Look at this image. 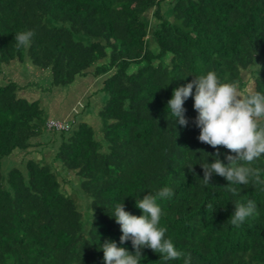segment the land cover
<instances>
[{"label":"trees","instance_id":"obj_1","mask_svg":"<svg viewBox=\"0 0 264 264\" xmlns=\"http://www.w3.org/2000/svg\"><path fill=\"white\" fill-rule=\"evenodd\" d=\"M26 31L30 44L18 48L15 34ZM15 60L49 70L56 87L100 78L108 96L98 113L107 122L98 137L75 117L87 103L76 119L52 118L19 82H0V264H103L108 240L134 255L110 214L124 203L143 215L136 200L163 187L175 195L157 201L159 226L181 257L165 262L145 248L141 264H184L189 255L191 264H264V191L236 185L233 196L216 174L205 186L201 157L210 153L213 163L216 149L197 139L194 97L184 105L187 127L167 112L173 89L209 71L221 83L239 81L244 95L264 93V0H0V61ZM45 131L48 141L39 139ZM50 141L79 183L62 184L50 165L27 156L4 169L16 152L39 153ZM219 151L227 164L233 153ZM255 167L264 169V155ZM76 191L88 200L79 203ZM248 200L258 215L233 226L235 202Z\"/></svg>","mask_w":264,"mask_h":264},{"label":"clouds","instance_id":"obj_2","mask_svg":"<svg viewBox=\"0 0 264 264\" xmlns=\"http://www.w3.org/2000/svg\"><path fill=\"white\" fill-rule=\"evenodd\" d=\"M33 35L31 31L16 33V46H28ZM257 54L255 51V57ZM239 89V81L221 83L216 73L209 71L195 76L185 86L173 89L172 98L167 102L168 115L174 118L171 121H178L179 125L187 127L189 120L184 105L190 97H194L193 107L197 116L193 122L200 130L197 139L216 149L213 163L207 162L210 153H207V160L201 157L202 182L205 186L210 184L213 174L223 177L228 181L225 187L233 196L240 195L236 185L251 183L264 191V169L255 167L264 155V93L252 91L244 95ZM220 146L233 153L226 156L227 164L219 159ZM188 168L194 171V166ZM174 195L172 189L163 187L143 199H137L136 207L143 213L140 216L126 211L124 203L117 204L110 216L120 226V242L130 240L135 254L108 240L99 249L103 252V264H141L142 249L145 248L161 254L165 262L179 259L181 253L171 239L165 238L167 229L159 226L163 211L157 202ZM254 215H258L254 201L248 200L246 204L236 201L235 211L228 221L239 227ZM184 264H191L190 255L185 258Z\"/></svg>","mask_w":264,"mask_h":264},{"label":"rangeland","instance_id":"obj_3","mask_svg":"<svg viewBox=\"0 0 264 264\" xmlns=\"http://www.w3.org/2000/svg\"><path fill=\"white\" fill-rule=\"evenodd\" d=\"M250 75L251 72L247 71L246 79H249ZM9 79L19 82L23 86L21 91L24 95L41 99L44 106H48L46 108L48 117L65 119L70 112L73 114L75 111H80L83 104L87 103L86 107H84L85 105L83 106L84 111L82 113L73 114L71 118L88 122L95 128L98 137L102 135L107 120L101 117L98 111L106 102L108 95L105 90L100 88L102 84L100 78L79 76L75 82L65 87H56L51 83V72L38 68L30 61L21 62L15 60L10 63L0 61V82H5ZM252 87L253 84L251 83L249 88L251 89ZM51 135L49 131H45L39 139L48 141ZM53 146H56L55 142L50 141L47 142L46 146H43L44 150L39 153L30 152L28 154L29 152L27 151H18L5 160L4 169L8 170L13 166L22 165L23 158L27 156L26 159L36 158L50 165L57 172L62 184L64 179L71 180L74 184L76 181L79 183L74 172L66 168L62 161L57 158L56 150ZM76 194L79 203L81 202L80 198L88 200V197L84 194L77 191ZM87 206L88 203L82 202L81 208L84 211L87 210Z\"/></svg>","mask_w":264,"mask_h":264},{"label":"built area","instance_id":"obj_4","mask_svg":"<svg viewBox=\"0 0 264 264\" xmlns=\"http://www.w3.org/2000/svg\"><path fill=\"white\" fill-rule=\"evenodd\" d=\"M50 127H56V128H66L69 126V123H66L65 121L60 120H52L49 123Z\"/></svg>","mask_w":264,"mask_h":264}]
</instances>
